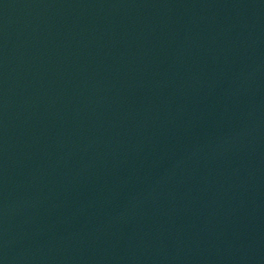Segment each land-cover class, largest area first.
<instances>
[{
    "label": "water",
    "instance_id": "95a60500",
    "mask_svg": "<svg viewBox=\"0 0 264 264\" xmlns=\"http://www.w3.org/2000/svg\"><path fill=\"white\" fill-rule=\"evenodd\" d=\"M0 264H264V0H0Z\"/></svg>",
    "mask_w": 264,
    "mask_h": 264
}]
</instances>
